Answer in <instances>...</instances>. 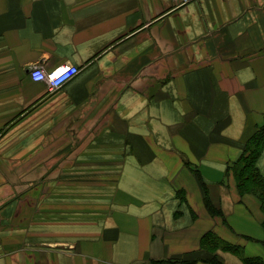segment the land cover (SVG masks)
Here are the masks:
<instances>
[{
  "label": "crops",
  "instance_id": "obj_1",
  "mask_svg": "<svg viewBox=\"0 0 264 264\" xmlns=\"http://www.w3.org/2000/svg\"><path fill=\"white\" fill-rule=\"evenodd\" d=\"M263 124L264 0H0V264L264 262L228 171Z\"/></svg>",
  "mask_w": 264,
  "mask_h": 264
},
{
  "label": "trees",
  "instance_id": "obj_2",
  "mask_svg": "<svg viewBox=\"0 0 264 264\" xmlns=\"http://www.w3.org/2000/svg\"><path fill=\"white\" fill-rule=\"evenodd\" d=\"M263 147L264 124L258 127L252 136L245 141L241 156L228 166V170L236 177L237 187L241 195L252 193L258 196L264 213V175L258 166V158ZM202 247L207 252L205 260L210 262L222 263L215 252L217 249H222L241 254L245 264H264L261 258L243 256L240 245L225 241L214 231H208L202 237Z\"/></svg>",
  "mask_w": 264,
  "mask_h": 264
},
{
  "label": "built area",
  "instance_id": "obj_3",
  "mask_svg": "<svg viewBox=\"0 0 264 264\" xmlns=\"http://www.w3.org/2000/svg\"><path fill=\"white\" fill-rule=\"evenodd\" d=\"M196 0H174L176 6H183ZM80 68L76 65L65 64L56 69L47 71L43 67L36 66L30 71L31 77L36 82H45L48 86L53 89H59L79 72Z\"/></svg>",
  "mask_w": 264,
  "mask_h": 264
},
{
  "label": "rangeland",
  "instance_id": "obj_4",
  "mask_svg": "<svg viewBox=\"0 0 264 264\" xmlns=\"http://www.w3.org/2000/svg\"><path fill=\"white\" fill-rule=\"evenodd\" d=\"M232 164H233V163L229 164L228 166H230V165H232ZM228 171H229V170H228ZM60 188H61L62 190H64L63 187L60 186ZM67 190H68V188L65 189V191H66V195H67V193H68ZM53 198H55V199H54V202H56L57 204H61V202L67 200V198H65V197H63V196H57V197L54 196ZM180 198H181V197H180ZM219 212H220V211L216 208V210H214L212 213H213V214H218ZM219 214L221 215V212H220ZM212 231H213V230H212Z\"/></svg>",
  "mask_w": 264,
  "mask_h": 264
}]
</instances>
